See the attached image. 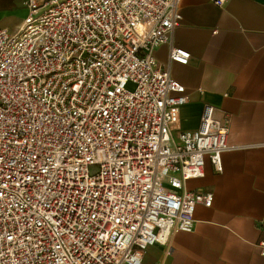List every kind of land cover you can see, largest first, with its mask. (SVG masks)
Wrapping results in <instances>:
<instances>
[{
  "label": "built area",
  "instance_id": "obj_1",
  "mask_svg": "<svg viewBox=\"0 0 264 264\" xmlns=\"http://www.w3.org/2000/svg\"><path fill=\"white\" fill-rule=\"evenodd\" d=\"M179 3L25 0L22 26L0 31V264H143L211 206L185 184L206 160L220 171L229 119L205 104L179 129Z\"/></svg>",
  "mask_w": 264,
  "mask_h": 264
},
{
  "label": "crops",
  "instance_id": "obj_2",
  "mask_svg": "<svg viewBox=\"0 0 264 264\" xmlns=\"http://www.w3.org/2000/svg\"><path fill=\"white\" fill-rule=\"evenodd\" d=\"M25 0H0V31L16 32L27 16ZM172 44L190 53L187 65L168 63V44L156 60L169 65L188 102L179 129H197L205 104L229 119L221 169L208 160L204 175L186 182L189 191L212 193L210 207L194 211V229L171 236L167 246L144 251L143 264H264V0H180ZM172 249L171 255L166 252Z\"/></svg>",
  "mask_w": 264,
  "mask_h": 264
}]
</instances>
